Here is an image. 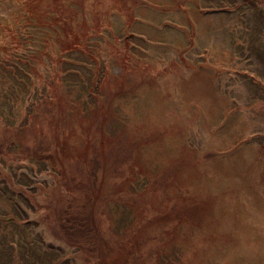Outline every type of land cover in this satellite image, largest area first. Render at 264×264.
<instances>
[{"label": "rangeland", "instance_id": "obj_1", "mask_svg": "<svg viewBox=\"0 0 264 264\" xmlns=\"http://www.w3.org/2000/svg\"><path fill=\"white\" fill-rule=\"evenodd\" d=\"M113 1L88 0L89 22L92 23L98 12L106 16L105 11L112 7ZM181 1L189 4L187 12L180 10L173 0H140L134 10L138 19L135 16L129 28L126 18L117 13L106 18L111 20L110 26L91 40V45L103 57L95 77V63L87 54L75 52L70 60L65 56L68 60L65 63L74 70L65 75L64 89L90 87L95 80L93 91L97 92L105 60L109 61L112 86L104 87L108 89L105 97L121 95L111 104V113H115V107L117 114L129 116L128 122H124L129 127L127 141L119 147L122 157L117 163L122 162L120 167L130 178L128 184L144 185L146 183L136 174L127 171L128 162L141 157L144 161L141 164H145L143 173L150 170L157 175L150 188L156 192L159 208L165 210L160 213L157 206L146 207L147 219L157 220L156 236L151 233L155 230V226L151 228L153 222L144 228L148 232L136 234V230L134 235L122 233L124 236L118 238V227L111 230L106 216L101 217L107 235L102 239L101 253L106 244L110 246L114 242L122 250L127 239H134L139 245L145 241L147 244L143 245L145 249L134 247L132 262L125 264H157V260L171 264V259L161 252V243L167 235L161 230H170L178 220L180 233L188 232L180 248L181 252L186 250L187 258H184L188 264H264V148L260 147L264 140V87L254 82L260 79L264 83V54L257 57L252 51L250 36L239 40L242 26L249 17L252 19L249 24H254L260 8L250 10V3L246 5L243 0H237L239 8L227 13L219 9L230 6L228 0ZM56 3L67 8L65 15L72 11L81 15L74 1ZM5 8L18 13L21 3L0 0V14ZM127 30L136 34L130 37L134 40L130 48L140 51L135 60L142 69L130 70L127 86L120 89L122 67L110 57L109 50L115 36L123 39ZM194 32L196 38L190 46L189 39ZM48 72L46 68V75ZM24 78L12 79L9 83L10 88L21 89L25 99L18 100L15 109L7 105L16 115L15 122L19 123L35 109L40 98L26 87ZM34 89L37 92L41 86H34ZM32 117L34 121L30 124H42ZM44 122L47 124L45 119ZM13 133L0 135V208L3 211L9 208V199L2 188L8 182L6 176H12V169L4 165L11 161L8 153L19 152L17 144L13 143ZM140 140L144 142L135 147ZM44 152L42 149L20 153L15 163L22 166L18 176L29 175L31 168L40 161L48 160V167L53 168V157L46 154V158ZM88 159L90 161L79 159L80 166L74 165L75 160L68 162L66 181L60 178V172L55 173V168L33 175L27 186L33 205L17 195V200L25 204L29 220L10 221L14 223L11 228L24 232L29 239L37 236L42 242L62 246L67 254L75 255L77 264L100 262L93 254L97 248L92 243L88 254H76L77 248L72 246L66 227L57 223L61 214L57 210L59 217H56L53 209V199L57 196L54 186H70L77 193L84 191L92 170H98L95 177L101 172L95 162L101 158L91 152ZM228 184L231 187L224 194L221 187ZM61 194L58 191L60 198ZM72 196L67 194L62 199L69 200ZM129 211L131 208L126 210ZM84 232L90 237L89 231ZM100 238L99 235L98 241Z\"/></svg>", "mask_w": 264, "mask_h": 264}, {"label": "trees", "instance_id": "obj_2", "mask_svg": "<svg viewBox=\"0 0 264 264\" xmlns=\"http://www.w3.org/2000/svg\"><path fill=\"white\" fill-rule=\"evenodd\" d=\"M18 1L21 3L20 12L5 8L0 14V135L13 131V143L17 144L19 151L8 153L11 161L4 166L12 169V176L9 174L6 176L8 181L6 188L10 185L22 187V178V183L16 181L18 171L22 169V166L15 163L18 162L19 154L27 150L40 152L43 149L44 155L45 153L52 155L56 160V165L60 167L63 166L64 159L69 162L75 160L74 165L80 166L79 159L90 161L88 157L91 152L94 153L104 162L100 164V176H94L98 170L94 174L91 172L89 185L87 187L83 184L85 190L81 193L74 192L69 188L70 186L61 187L62 192L71 193L73 198L60 200L57 203L56 216L59 217L58 211L61 214L57 223L59 226L66 227L73 245L77 246L80 252L88 254L89 246L94 243L97 249L93 254L100 261L97 264L130 263L134 250L130 241L125 242L122 250L114 242L110 246L106 244L104 253H101L102 239H105L107 235L100 219L106 216L109 228L112 230L118 227L120 232L117 237L121 238L124 236L122 233L131 234L143 223L147 215V205L152 208L157 206V211L163 213L164 207L159 208L156 192L150 188V184L153 185L157 175L148 172L149 178L142 179L146 183L143 185L128 184L129 177H120L115 174L119 171L116 158L118 143L113 140L125 137L127 124H113L116 121L120 122L122 117L117 113H111V104L114 99L110 96L104 97L107 92L105 85L108 84L110 88L112 86L110 72L103 74L96 94L92 92V87L88 88L91 91L89 101L83 92L75 101L74 91L64 90L61 83L64 79L62 75L68 69L60 67L61 54L79 50L95 57L90 48V39L100 34L104 26H110V23L104 21L100 12L95 15L92 23L89 22L88 0H67L79 5L80 16L74 11L65 15L68 12L67 8L56 3L61 0ZM134 2L114 0L113 7L107 9L105 13H109L111 9L119 10L127 16L126 25L130 26L135 19L134 14L129 13L134 7ZM247 3H250L252 8H261V11L256 23H246L242 26L239 40H246L250 36L252 51L257 57H262L264 54V0H245V4ZM45 25L49 26L52 31L46 30ZM133 43V39H125L123 48L116 52V63L122 65L124 71H128L131 66L135 69L142 67L133 60L140 54V51L134 52L130 48ZM47 57L52 69H49L46 75V68H49ZM98 69L99 66H96L93 71L94 76ZM20 77H25L24 82L28 89L40 95L35 109L26 114L23 123L15 122L16 115L7 108L9 102H12L11 107L15 109L18 100L25 101L21 96V89L9 86L12 79L17 81L16 79ZM123 83L120 82L119 85L124 86ZM34 86H41V89L36 92ZM42 90L45 92L41 93ZM32 116L39 119L42 124H30L34 121ZM13 123L21 124L22 127H17ZM260 147L264 148V141ZM144 167L145 164H141V168L144 169ZM48 169L47 163L40 161L33 167V174ZM130 171L136 174L132 168ZM61 173L62 178L67 180L63 170ZM221 190L227 194V187ZM21 194L24 197L26 190ZM9 195L13 196L12 193ZM67 204L68 206L64 209ZM128 208H131V211L126 212ZM0 215H3V212H0ZM153 222L156 223L154 229H157V220L151 221ZM178 223L179 221L170 230L165 228L161 230L164 234L167 233L161 243V252L162 255L171 259V264H188L184 258H187L186 250L184 249L185 252L180 251L183 241L188 238V232L180 233ZM84 230L89 231L90 237H87ZM99 235L101 238L98 241ZM152 235L157 234L152 233ZM25 239L23 235L17 236L9 224L0 221V264H77L75 259L67 257L66 251L61 247L46 245L39 238ZM157 264H162V262L157 260Z\"/></svg>", "mask_w": 264, "mask_h": 264}]
</instances>
